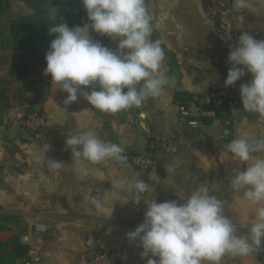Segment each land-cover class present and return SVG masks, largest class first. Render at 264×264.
Listing matches in <instances>:
<instances>
[{"label":"crops","instance_id":"1","mask_svg":"<svg viewBox=\"0 0 264 264\" xmlns=\"http://www.w3.org/2000/svg\"><path fill=\"white\" fill-rule=\"evenodd\" d=\"M74 1L0 0V73L5 74V80L14 79L16 89H20L14 77L16 64L23 61L31 68L44 69L46 53L41 58L40 52L15 49L10 25L31 18H54L55 10L56 18L69 22V27L82 26L88 22L86 13L74 18L70 6ZM146 3L153 28L150 38L160 41L165 53L162 71L175 83L140 108L106 114L80 95L65 105L67 93L42 72L45 98L35 107L43 114L45 125L30 132L3 122L15 115L16 105L8 97V84L0 81L8 98L0 118V264H74L90 249L109 253L114 264H145L142 249L125 234L142 223L146 206L143 201L133 203L136 193L126 186L114 187L121 179L144 181L149 188L141 198L157 202L185 197L203 184L221 199L224 215L239 226L240 234L254 222V208L242 192L230 190L228 183L233 170L264 158V151L253 153L250 161L242 163L225 147L236 138H264V119L243 111L239 97V85L248 82L251 75L239 80L237 107L228 120L216 118L193 128L178 113V106L183 102L194 110L211 86L224 80L215 7L221 9L222 4L233 13L238 32H248L260 40L264 39V0H246L242 9L234 7V0ZM91 36L116 48L117 42L107 36L95 32ZM76 131L94 132L103 141L119 144L124 149V162H76L65 145L66 133ZM133 155L148 156L150 166L136 168L131 162ZM49 158L62 161L63 167L50 170ZM93 198L101 201L100 208L92 203ZM35 223L44 226L42 232L33 229ZM86 236L91 237L90 247L86 246ZM221 264H264V246L258 254L225 255Z\"/></svg>","mask_w":264,"mask_h":264},{"label":"clouds","instance_id":"2","mask_svg":"<svg viewBox=\"0 0 264 264\" xmlns=\"http://www.w3.org/2000/svg\"><path fill=\"white\" fill-rule=\"evenodd\" d=\"M81 3L87 23L73 27L53 23L48 27L53 39L45 54L43 73L67 93L65 105L75 102L80 95L100 112L116 114L140 108L147 99L158 97L166 87L174 86V79L162 71L165 53L160 41L150 38L153 28L146 0H81ZM246 6V0H234L235 8ZM53 15L56 19L55 10ZM92 32L116 41V48L93 40ZM227 61L231 67L224 86H233L250 74L251 79L239 85L242 109L264 119V39L241 32L236 44L230 46ZM65 145L78 163L125 160L119 144L103 141L94 132L66 133ZM225 147L235 159L246 163L253 153L264 151V138H236ZM48 166L56 171L63 164L49 158ZM125 186L136 193L133 203L143 201L146 206L142 223L125 234L142 249L140 256L147 258L145 264H221L225 255L247 256L264 246V158L255 159L242 170H233L229 179V189L242 192L248 205L254 208V222L244 234L224 215L221 199L211 195L203 184L185 197L164 202L154 198L143 200L141 194L149 186L142 180L121 179L114 184L118 189ZM92 203L97 208L102 206L95 198Z\"/></svg>","mask_w":264,"mask_h":264},{"label":"built area","instance_id":"3","mask_svg":"<svg viewBox=\"0 0 264 264\" xmlns=\"http://www.w3.org/2000/svg\"><path fill=\"white\" fill-rule=\"evenodd\" d=\"M216 18V25L220 37L221 45V67L224 72V80L227 75V70L231 65L227 61V56L230 51V46L236 44L239 35L234 25V15L228 9H219L215 7L213 12ZM43 68L36 67L34 78L41 79ZM224 80L220 83L213 84L199 105L194 110L188 108L184 104L178 106V113L185 118L188 126L197 128L206 123V121L216 118H232L237 107V99L235 88L238 85L237 81L233 86L225 87ZM26 96L31 98L30 93ZM16 113L14 116L4 119L6 125H13L23 130L36 132L42 129L45 125V118L43 114L37 110L35 105H30L26 102L16 105ZM132 164L140 169L146 170L150 164L151 159L146 155L131 156ZM261 247L252 252L258 254ZM74 264H114V261L109 253L96 250H88L81 254Z\"/></svg>","mask_w":264,"mask_h":264},{"label":"trees","instance_id":"4","mask_svg":"<svg viewBox=\"0 0 264 264\" xmlns=\"http://www.w3.org/2000/svg\"><path fill=\"white\" fill-rule=\"evenodd\" d=\"M74 11V18L80 19L83 13H86L81 1H74L70 5ZM53 23H63L57 18H31L13 22L10 27V35L14 43V48L20 51L31 50L30 52H40L41 58L46 53L50 41L53 36L49 34L48 27ZM68 26L69 22L66 23ZM32 65H27L25 62L20 61L14 67V77L20 83V89L17 92L18 103H28L31 106L42 103L45 98V83L42 79L34 78L36 67L31 68ZM26 93L31 94V98L26 96ZM191 98V96H189ZM7 96L5 89L0 86V118L3 111L7 107ZM183 104V102H180ZM207 122V121H206ZM1 247V243H0Z\"/></svg>","mask_w":264,"mask_h":264},{"label":"rangeland","instance_id":"5","mask_svg":"<svg viewBox=\"0 0 264 264\" xmlns=\"http://www.w3.org/2000/svg\"><path fill=\"white\" fill-rule=\"evenodd\" d=\"M4 76H5V74L0 73V81H2V79H4L3 82H6L8 84V86H9L8 88H9V92H10L8 97L13 98L14 99L13 102L15 103V105H18L19 103L15 99L17 98V94H18L16 90L19 91V89H16V87H14V79H12L11 81H8V80H5L6 76L5 77Z\"/></svg>","mask_w":264,"mask_h":264},{"label":"water","instance_id":"6","mask_svg":"<svg viewBox=\"0 0 264 264\" xmlns=\"http://www.w3.org/2000/svg\"><path fill=\"white\" fill-rule=\"evenodd\" d=\"M221 9H224L222 4H221ZM33 229L35 231H37V232H42L43 229H44V226L42 224H40V223H35V224H33ZM21 241L25 242V238L23 237L21 239ZM85 241H86V246L90 247L91 246V242H90L91 241V237L90 236H86Z\"/></svg>","mask_w":264,"mask_h":264}]
</instances>
